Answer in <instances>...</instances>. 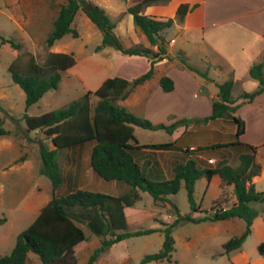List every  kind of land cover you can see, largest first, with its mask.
Here are the masks:
<instances>
[{"label": "trees", "instance_id": "1", "mask_svg": "<svg viewBox=\"0 0 264 264\" xmlns=\"http://www.w3.org/2000/svg\"><path fill=\"white\" fill-rule=\"evenodd\" d=\"M159 1L141 0L136 5L127 8L132 14L134 25L142 32L150 44L149 47L141 44L123 47L113 29L115 22L101 7L88 2L82 6L81 0H63L60 9L53 21V28L45 39L50 47L55 41L67 34L77 37V31L72 27L75 14L79 9L86 14L89 20L96 25L102 34V43L98 49L113 46L123 55H141L150 59V68L144 74L129 81L115 76L105 79L94 91H87L81 98L70 102L57 110L30 116L28 108L38 102L51 89H56L61 74L75 64V58L69 53H48L43 63L36 61L32 54L27 59L18 56L8 66L12 80L25 94L26 112L19 120L24 121L26 132L41 131L49 139L53 149L40 147L42 158L41 172L47 175L52 182V198L40 209L35 219L16 236L15 244L8 254H0V264H27L28 254L34 253L42 264H77L78 254L88 243L89 237L85 234L87 227L95 236L100 238V245L82 264H94L97 259L113 244L131 236H140L153 232L165 233L162 248L154 254L145 255L140 264H159L163 260H171L174 250L172 230L182 222L202 221L217 222L232 218L245 221L244 231L232 237L223 244L224 253L228 254L239 249L251 233L253 220L259 211L252 207L253 203H264V191H257L252 179L261 171L256 161L257 146L240 142L244 133L245 122L234 113L239 104L232 98L233 80L230 77L218 84V95L212 102L210 116L197 120L207 122L212 119H227L235 124L234 141L225 144H212L200 149L230 148L237 153V163L231 165L219 156L214 167L200 168L196 161L189 159L185 163L177 164L173 169L171 179L150 180L142 167L134 159L131 150V141L136 144L133 127L138 126L148 130L165 129L168 132L176 124L165 126L153 124L145 118L138 117L118 104L126 99L135 87L150 79L154 73V64L163 59L166 54L165 37L163 32L173 24L172 19H156L141 11L144 7ZM190 7L180 4L176 11V18L182 21ZM1 43H9L13 48L20 49L21 45L12 39L0 36ZM157 46V50L153 49ZM264 54L262 60L254 63L248 70L251 79L258 82V87L251 92H242L238 99L241 103L252 102L257 95L264 91ZM180 61L189 69L207 77L206 73L189 65L184 57ZM160 85L166 92L173 89V82L163 76ZM97 98L92 106L90 96ZM0 110L4 112L0 104ZM4 119L0 116V137L8 135L9 130L3 127ZM85 142H94L90 156V166L96 175L106 181H116L130 186L123 195L74 189L66 194H59L64 177L56 160L57 152L74 148ZM171 144L139 145V147L164 148ZM218 174L224 185H232L236 202L229 207L220 206V201L214 202L212 212L203 217H194L191 214H181L169 195L176 194L184 184L190 207L198 210L194 200V186L200 177L210 179ZM139 191L149 193L156 202L168 201L176 211L175 219L163 228L128 230V223L124 208L132 206L139 198ZM79 207L80 211H75ZM3 219H0L2 222ZM85 222V226L82 222ZM259 253L264 256V242L258 246Z\"/></svg>", "mask_w": 264, "mask_h": 264}, {"label": "crops", "instance_id": "2", "mask_svg": "<svg viewBox=\"0 0 264 264\" xmlns=\"http://www.w3.org/2000/svg\"><path fill=\"white\" fill-rule=\"evenodd\" d=\"M6 1L13 10H22L25 4H29L30 7L34 3L43 4L44 13L41 18H36L34 7L25 16L21 14L22 18L24 17L23 23L27 31L32 29L31 32H35L37 36L40 33L42 38L44 34L48 35L51 32L53 21L62 4L59 1L57 6H54L55 0ZM140 1L86 0V4L90 2L104 9L109 18L115 22L113 31L123 47L128 48L137 44L149 47L148 39L134 25L132 14L127 11L128 7ZM180 4H187L190 7L182 21L176 18V11ZM141 14L161 20L169 18L173 20L172 26L163 32L166 54L162 60L154 64V73L151 78L135 87L130 95L118 101V104L130 113L145 118L153 124L170 126L186 120L184 123H177L171 132L165 129L148 130L138 126L133 127L136 144L131 141L133 147L131 152L147 178L150 180L171 179L174 167L189 159L195 160L200 168L214 167L221 155L227 163L231 165L237 163V153L230 148L200 149L207 145L234 141V139L215 137L219 136L218 133L222 134L220 130L227 119L197 122L199 119L210 116L212 102L218 95V84L231 77L233 80L231 95L237 100L234 104H239L234 114L245 122V130L239 140L257 146L256 161L261 166V171L253 177L252 183L257 191L264 190L260 187V184L264 182V152L261 153V149H264V91L249 103H241V99H238L242 92H251L258 87V82L250 78L248 70L254 63L261 61L264 54V0H167L144 7ZM46 16L48 23L45 22ZM83 16L86 14L79 9L72 22V27L77 30L78 34H81L78 19L80 18L79 21L82 22ZM10 17L14 18L11 15ZM68 35L71 36L70 34L65 36ZM65 36L48 47L47 54H72L76 62L64 71L69 73L76 66L77 60L76 54L71 50L73 43L65 40ZM101 43L88 54V58H95V65L92 67L99 71L100 76L103 74L99 85L105 79L115 76L131 81L150 68L149 58L141 55L126 56L113 46L98 49ZM153 49L156 51L157 46ZM118 52L126 57L124 62H116L119 57ZM180 57H184L188 64L199 72L206 73L207 77L186 67L180 61ZM191 58L196 60L195 63ZM163 76L172 80L173 89L171 91L166 92L162 89L160 79ZM94 90L88 87V91ZM207 134H210L208 136L210 138H206ZM166 136L168 138H163ZM43 140H45L44 143L50 144L49 150L54 148L50 141ZM152 144L171 145L164 148L139 147V145ZM93 145L94 142H85L57 153L58 164L61 165L62 160H65L62 164L66 176L64 187L62 185L59 194L82 189L118 196L129 191V185L106 181L95 174L90 166ZM9 146H11L10 142H0V148L6 149ZM210 159L213 163L209 162ZM199 183H201L200 186H198ZM182 187L184 188L183 183ZM144 193L147 192L139 191V200L145 195ZM196 194L200 199V203H197L199 208L205 197L210 198L211 208L216 201H220V206L223 208L236 202L233 186L222 184L218 174H213L210 179L200 177L194 186V195ZM171 196L173 195L168 196L170 201ZM50 199L46 198L44 203L39 205L40 207L36 209L37 215ZM135 204L124 208L128 225L131 220L130 214L133 212H135L133 220L136 222L140 220L153 222L145 229L163 228L164 224L171 223L175 219L172 205L168 201L161 202L159 206L156 205L159 208L156 211L147 210L140 214L139 210L132 208ZM75 211L79 212V207H76ZM180 213L183 214L181 210ZM84 224L83 221L82 225ZM95 237L98 247L100 238ZM122 242L123 240L118 243ZM118 243L113 244L110 250ZM102 258L108 260L107 257ZM77 263L79 264V259Z\"/></svg>", "mask_w": 264, "mask_h": 264}, {"label": "rangeland", "instance_id": "3", "mask_svg": "<svg viewBox=\"0 0 264 264\" xmlns=\"http://www.w3.org/2000/svg\"><path fill=\"white\" fill-rule=\"evenodd\" d=\"M59 1L63 3V0H55L54 6H57ZM25 5L22 10H13L6 0H0V36L12 39L21 45L20 49H15L9 43L2 44L0 38V104L4 109V112L0 110V116L4 119L3 127L10 131L8 135L0 137V142L11 143V146L6 149L0 148V219H3L0 222V254L2 255L11 252L18 233L28 227L37 215L36 209L44 203L46 198H52L53 195L51 180L41 172L40 146L44 145L48 149L50 144L44 143L45 140L43 139H46V136L41 131L26 132L24 121L19 120L22 114L26 112L25 94L13 82L8 70L10 63L18 56L27 59L29 54H32L40 64L47 56L48 47L45 44L47 34H44L45 36L43 35L44 38H42L40 33L37 36L34 34L35 32H31L32 29L29 30L30 32L27 31L23 23L24 17L22 18V15L25 16L26 13L33 10L32 7H34L33 11L36 18H41L44 13L43 4L41 2L34 3L32 7L29 4ZM10 15L14 18L11 19ZM79 19L78 25H80L81 34H78L77 37L71 34L72 37L65 36V40L73 43L71 50L76 54V66L69 73L62 72L57 88L47 91L38 102L31 105L27 110L28 115H40L62 108L81 98L88 91V87L93 90L99 86L103 74L100 76L99 71L92 67L95 65V58H88V54L95 49L96 45L101 43L102 34L88 17L83 16L82 22ZM45 22L48 23L47 16ZM81 45L83 46L81 47ZM118 54L119 57L116 62H124L126 57L119 52ZM192 61L195 63L196 60L193 59ZM96 100L95 96H90L92 106ZM234 130L235 124L227 120L220 130L222 134L218 133L219 136L215 137L234 139ZM208 136L210 134H207L206 138ZM49 141L46 139V142ZM262 152L264 149H261ZM64 162L65 160H62V163ZM62 163L58 165L64 177L62 183L64 187L66 176L63 172L64 165ZM62 185L58 192L61 191ZM200 185L201 183L198 186ZM260 187L264 189V182L260 184ZM199 190H201L200 187ZM144 194L140 200L138 198L132 208L139 210V214L142 211L158 210L156 205H161V202L157 203L149 193ZM171 197V202L183 214H191L198 218L212 212L209 197L203 198L200 208L198 207L197 211H193L183 187ZM194 200L196 205L200 203L197 194L194 195ZM251 205L259 211V215L253 220L251 233L239 249L226 254L223 244L244 231L246 226L244 220L232 218L217 222L202 221L199 223L186 221L179 223L172 230L174 250L171 254V260H163L159 264H264V256L259 253L258 249L259 244L264 242V203ZM172 212L174 215L176 214L173 206ZM134 213L130 214L131 220L128 230L145 229L153 223L150 220L136 222L133 220ZM84 231L89 237V241L78 254L79 264L85 263L97 247L95 235L87 227H84ZM164 240L165 233L159 231L128 237L122 243L116 244L111 250L109 248L94 264H140L145 255L157 253L162 248ZM28 257L30 259L27 264H42L34 253L30 252ZM102 257H107L108 260Z\"/></svg>", "mask_w": 264, "mask_h": 264}, {"label": "water", "instance_id": "4", "mask_svg": "<svg viewBox=\"0 0 264 264\" xmlns=\"http://www.w3.org/2000/svg\"><path fill=\"white\" fill-rule=\"evenodd\" d=\"M82 6H86V0H81Z\"/></svg>", "mask_w": 264, "mask_h": 264}, {"label": "built area", "instance_id": "5", "mask_svg": "<svg viewBox=\"0 0 264 264\" xmlns=\"http://www.w3.org/2000/svg\"><path fill=\"white\" fill-rule=\"evenodd\" d=\"M209 162H210V163H213V160H212V159H210V160H209Z\"/></svg>", "mask_w": 264, "mask_h": 264}]
</instances>
